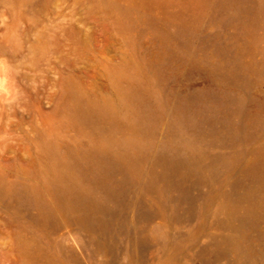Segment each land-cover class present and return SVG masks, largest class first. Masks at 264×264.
Returning a JSON list of instances; mask_svg holds the SVG:
<instances>
[{
	"label": "rangeland",
	"instance_id": "374dc122",
	"mask_svg": "<svg viewBox=\"0 0 264 264\" xmlns=\"http://www.w3.org/2000/svg\"><path fill=\"white\" fill-rule=\"evenodd\" d=\"M209 1L211 12L217 0ZM198 2L0 0V264H264V169L247 173L264 147L263 126L245 130V141L182 129L207 159L239 155L206 175L185 168L180 187L148 186L183 104L192 118L214 114L224 89L227 56L215 42L231 48L236 29L214 19L217 11L182 53L163 37ZM248 59L264 61L263 39ZM239 90L248 111L264 117V74ZM121 140L146 147L145 156L134 176L123 161L112 173L127 183L105 225L85 223L70 195L91 187L87 174L104 155L122 157ZM256 185L260 218L227 213Z\"/></svg>",
	"mask_w": 264,
	"mask_h": 264
},
{
	"label": "bare ground",
	"instance_id": "6f19581e",
	"mask_svg": "<svg viewBox=\"0 0 264 264\" xmlns=\"http://www.w3.org/2000/svg\"><path fill=\"white\" fill-rule=\"evenodd\" d=\"M146 2L149 5L157 4L167 8L173 0H145ZM209 4V0H200L194 6L192 4V7L188 8V13L180 14V19L177 20L180 21L177 30L173 32L167 31V29L162 31L163 37L169 42L168 44H173V54L184 52L185 43L188 44L189 37L213 11H217L214 19L224 22L227 26H234L236 34L234 45H229L231 48L218 41V43L215 42L216 51L225 54L227 61L226 69L224 68L222 74L225 73L223 76L221 75L224 89L216 94V102L211 107L214 114H201L198 118H192L185 113L186 108L183 104L179 120L176 121L177 135L168 140L159 152L157 164L160 165V170L157 168L158 170L153 172L148 181V186L160 193L167 186L180 187L185 180L182 178L185 168L197 170L206 175L214 170L217 163L232 162L239 155L237 150L228 155L208 158V160L206 157L208 154L205 155L207 152L203 148L201 149L194 141L187 140L182 136V129L186 128L199 139L202 137L205 139V135H211L213 138L230 140L239 135L245 141L249 137V134H247L249 131L245 132V130H254L258 126L264 127V117H259L248 111L246 106L247 97L239 90L240 87L244 88L248 85L254 75L264 74V61L251 65L248 59L254 48H257L259 41L264 40V34L259 35L256 32V26H264V0H217L212 5L211 12L208 11ZM177 13L179 12L177 11ZM196 99H189V104L192 101L196 102ZM143 104L150 111L149 115L145 117L149 120L152 117L153 101L150 98H145ZM119 149L122 152L121 160L104 155L99 165L91 170L92 172L89 174L86 173L91 187L77 189L75 193L70 195L69 208L78 212L85 223L105 225L104 215L107 208L110 207L108 205L120 198L124 191L123 184L127 183V174H125L124 181L120 182L113 178L115 173H112L116 170L123 171L120 167L122 165H119V162L123 161L133 171L132 176H134L137 173L140 160L145 156L146 147L131 140H121ZM260 169H264V147L257 150L247 173H256ZM180 174L182 177H180ZM258 186L256 190H253L254 192L251 190V193L247 192L242 199L240 197L227 205L225 204L227 213L235 214L241 208H244L245 213L250 215L249 219L257 220L258 217L260 218L261 216L257 215L254 207V204L260 201L262 195V189ZM243 200L248 204L245 205ZM249 250L247 249V251ZM249 253L248 255H250Z\"/></svg>",
	"mask_w": 264,
	"mask_h": 264
}]
</instances>
